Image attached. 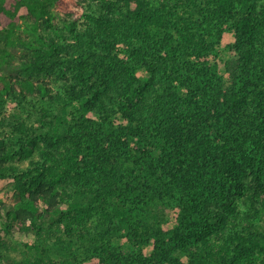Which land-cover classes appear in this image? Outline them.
<instances>
[{
    "label": "trees",
    "instance_id": "1",
    "mask_svg": "<svg viewBox=\"0 0 264 264\" xmlns=\"http://www.w3.org/2000/svg\"><path fill=\"white\" fill-rule=\"evenodd\" d=\"M9 133L42 159L16 164ZM6 176L0 248L31 235L25 264H264V0H0Z\"/></svg>",
    "mask_w": 264,
    "mask_h": 264
},
{
    "label": "rangeland",
    "instance_id": "2",
    "mask_svg": "<svg viewBox=\"0 0 264 264\" xmlns=\"http://www.w3.org/2000/svg\"><path fill=\"white\" fill-rule=\"evenodd\" d=\"M152 1L155 4H157L160 0H152ZM78 11L81 12L82 10L78 9ZM25 12H26L25 8H21L19 11V13H25ZM82 20L83 19L81 18L79 21H82ZM233 42H234L233 32L225 30L222 33V36L219 42L216 44L215 49L209 55L210 62L212 64L214 63L217 64V68L220 74H225L226 61L234 57V54H233V51L231 50V45H230ZM12 51L15 54H20V51L18 49L17 50L12 49ZM6 68H9L11 72L16 71L15 66L5 67V69L3 70L7 72ZM136 74L140 78L141 81H144V79H146L148 76V73H146V71L143 68H139ZM89 76L90 75L87 74V77ZM36 78L44 79L48 81L49 84L53 88L58 90L59 86H61L62 83L64 82V79L65 78L70 79L72 78V75H71L70 69H65L62 72L57 70L54 73H49V74H44V75H42L41 73V74L36 75ZM90 80L93 81L94 79L90 78ZM76 106L78 107L79 105H76ZM69 110H73V108L71 107L69 108ZM22 116L26 120L27 125L34 124V120H35L34 114L32 113L27 114V112L23 111ZM78 116H79V113L74 111V114H70L68 116L69 121L74 122L78 120L79 119ZM86 116L92 117L94 115L91 113L90 114L86 113ZM112 118L114 119V123L116 124V126L125 123V120L121 118L119 113H116L115 115H113ZM44 128H37L35 131L33 130L31 135L34 137L36 134H42V132L44 131ZM19 138H20V135L18 133H9L3 137L4 143L8 147H10L12 151L14 152V155H15L14 160L16 164H18L20 167H26L30 164V160L36 162L42 159L37 151L31 154V156H33V159H31V156H28V155L24 157L20 156L21 154L20 150H22V148H24L25 146V139H23V137L22 139H19ZM36 142L41 146L44 145V141L43 139L40 138V136L36 138ZM13 185H14L13 176H6L4 178H0V196L2 197L6 205L11 203ZM174 217H175L174 213L170 212L166 225H169V226L173 225ZM8 240H9V243L7 244V246L9 247L0 248V264H25L24 258L26 256H32L33 254H35V250L33 248H31L29 252L25 249L26 246L24 243L31 244L33 242V238L31 235L17 233L13 236H9ZM112 242L119 245L121 249L124 250L125 252H129L132 249L131 247L132 242L129 240L127 235H125L124 233L115 234L112 237ZM150 249H151L150 245H146L145 252L146 253L149 252ZM52 258L57 259V256L54 254L52 255Z\"/></svg>",
    "mask_w": 264,
    "mask_h": 264
}]
</instances>
